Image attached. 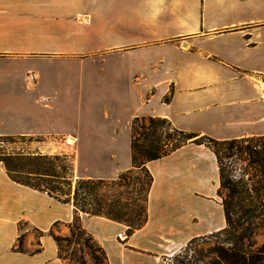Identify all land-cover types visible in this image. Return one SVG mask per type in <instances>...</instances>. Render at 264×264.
Returning a JSON list of instances; mask_svg holds the SVG:
<instances>
[{"label": "crops", "instance_id": "obj_1", "mask_svg": "<svg viewBox=\"0 0 264 264\" xmlns=\"http://www.w3.org/2000/svg\"><path fill=\"white\" fill-rule=\"evenodd\" d=\"M147 117L195 140L263 136L264 0H0V135L59 136L52 154H74L76 180H115ZM195 140L147 163L149 218L133 235L81 213L109 264H168L228 227L218 156ZM76 215L0 162V264H65L51 231Z\"/></svg>", "mask_w": 264, "mask_h": 264}, {"label": "trees", "instance_id": "obj_2", "mask_svg": "<svg viewBox=\"0 0 264 264\" xmlns=\"http://www.w3.org/2000/svg\"><path fill=\"white\" fill-rule=\"evenodd\" d=\"M140 119L137 118L133 124L134 167L121 174L115 180L79 179L74 197L72 196V192L65 191L63 185H54L51 180L54 178L65 179L63 183L72 185V181L66 178L67 176L58 175L56 170L59 167L74 171V163L70 160L69 155L64 154L62 157L43 155L28 158L31 161H35L34 164L35 166H39L38 168L25 167L19 162L20 158L16 155L8 156L6 159H0V162H5L9 172L17 181L40 190L48 191L51 195L63 202L74 203L77 215L75 220L69 225L71 229L70 236L57 235L55 229L51 231V234L59 244L61 258H63L61 248L64 241L80 244L84 239L89 249H93L91 241L97 243L108 260L106 250L83 227L81 213L105 216L126 223L129 226L128 235H133L148 221V204L145 217L138 223L133 224L124 221L120 213L110 208L107 209L105 202L99 197V192L103 189H115L117 186H123V180H126L129 175L141 167L147 169L146 165L149 161L167 156L188 144L191 139L197 137L193 133L175 128L169 119L161 117H150L153 129H145V133H140L136 129V124ZM139 136H144L147 140L146 143L141 144ZM18 137L23 140L28 137L32 140L34 138V136L26 135H0V140L7 138L11 141H16L19 139ZM195 142L205 143L210 146L216 152L220 163L221 188L219 193L223 198L228 227L212 236L219 239L220 234L228 233L231 235V239L235 238L240 244L243 240L250 238L254 234L253 230L257 227L256 220H264V135L228 140H217L204 136L196 139ZM151 177L153 184V176L151 175ZM65 195H68V197H65ZM241 228H243L242 233L240 231ZM24 237L25 234H22L19 240V249L22 251L25 250ZM197 240L194 239L189 243L185 247V250H189ZM233 249L241 253V248L234 247ZM187 258L188 256L178 258V261L183 264L193 262L192 259Z\"/></svg>", "mask_w": 264, "mask_h": 264}, {"label": "rangeland", "instance_id": "obj_3", "mask_svg": "<svg viewBox=\"0 0 264 264\" xmlns=\"http://www.w3.org/2000/svg\"><path fill=\"white\" fill-rule=\"evenodd\" d=\"M136 129L140 133H145V129H153L150 117L141 118L137 124ZM16 141H11L7 138L0 140V159H6L8 156L16 155L20 158V163L25 167H34L35 161L28 158H35L37 156H63V154H52L51 148L54 142H60L59 136H34L33 140L30 137L25 140L18 137ZM196 138V137H195ZM195 138L191 140H195ZM140 143H146L144 136H139ZM69 142V139H66ZM71 144V143H70ZM75 146V144H72ZM70 160L73 161L74 154H67ZM71 161H69L71 163ZM144 161V160H143ZM5 163L4 161H2ZM64 165L63 162H61ZM58 175H65L66 178L72 181V185H67L65 179L54 178L51 179L54 185H59L65 188L66 192H72L74 197L78 187V180L75 178L74 171L70 169L57 168ZM123 186H117L115 189H103L99 192V197L105 202V206L113 211L121 214V218L129 223H138L146 215L149 190L152 184V177L150 172L141 167L133 174L129 175L126 180H123ZM68 197V195H65ZM257 227H255L254 234L243 240L240 244L228 233L220 234V238L214 237L198 239L189 250L179 252L173 257L178 261V258L184 257L181 255H188L190 253L194 263L199 264H264V220H256ZM126 224V223H125ZM127 225V224H126ZM27 225H23V229H27ZM241 233L243 228H241ZM57 235L70 236V226L59 225L55 228ZM64 233V234H63ZM90 243V241H89ZM93 249L86 246V240L81 243L64 241L62 243L61 254L65 264H109L102 249L91 241ZM234 247L241 248V253L234 251ZM170 257V256H169ZM167 257V258H169Z\"/></svg>", "mask_w": 264, "mask_h": 264}, {"label": "built area", "instance_id": "obj_4", "mask_svg": "<svg viewBox=\"0 0 264 264\" xmlns=\"http://www.w3.org/2000/svg\"><path fill=\"white\" fill-rule=\"evenodd\" d=\"M212 237H214V236H212ZM212 237H204V238H211L212 239ZM204 238H200V239H204ZM215 238V237H214ZM185 249V248H184ZM182 250V251H180V252H185L186 253V251L185 250ZM188 255H181V253H180V255L179 256H188V258L187 259H193V257H192V255H190V253H187ZM172 256H174V255H172ZM184 257H181V258H184ZM167 262H168V264H183V263H181V262H179V261H177V260H175L173 257H169L168 259H167ZM190 264H199V263H194V262H191Z\"/></svg>", "mask_w": 264, "mask_h": 264}, {"label": "bare ground", "instance_id": "obj_5", "mask_svg": "<svg viewBox=\"0 0 264 264\" xmlns=\"http://www.w3.org/2000/svg\"><path fill=\"white\" fill-rule=\"evenodd\" d=\"M70 143H71V144H73V143H74V141H73V140H70Z\"/></svg>", "mask_w": 264, "mask_h": 264}]
</instances>
